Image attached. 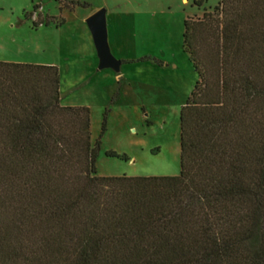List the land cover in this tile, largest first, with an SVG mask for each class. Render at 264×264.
<instances>
[{
	"label": "trees",
	"instance_id": "obj_1",
	"mask_svg": "<svg viewBox=\"0 0 264 264\" xmlns=\"http://www.w3.org/2000/svg\"><path fill=\"white\" fill-rule=\"evenodd\" d=\"M180 47L196 79L172 177L96 176L56 68L0 62V264H264V0H216Z\"/></svg>",
	"mask_w": 264,
	"mask_h": 264
},
{
	"label": "rangeland",
	"instance_id": "obj_2",
	"mask_svg": "<svg viewBox=\"0 0 264 264\" xmlns=\"http://www.w3.org/2000/svg\"><path fill=\"white\" fill-rule=\"evenodd\" d=\"M193 1L0 0V62L56 68L59 105L88 110L90 145L99 142L96 176H176L178 112L196 79L180 47L182 22L216 2L195 7ZM69 2L70 10L61 7ZM98 9H104L110 55L129 61L117 72L97 69L84 20ZM37 18L49 24L32 28Z\"/></svg>",
	"mask_w": 264,
	"mask_h": 264
},
{
	"label": "water",
	"instance_id": "obj_3",
	"mask_svg": "<svg viewBox=\"0 0 264 264\" xmlns=\"http://www.w3.org/2000/svg\"><path fill=\"white\" fill-rule=\"evenodd\" d=\"M97 58V69L109 68L118 71L120 61L114 59L107 44L104 9H98L84 20Z\"/></svg>",
	"mask_w": 264,
	"mask_h": 264
},
{
	"label": "crops",
	"instance_id": "obj_4",
	"mask_svg": "<svg viewBox=\"0 0 264 264\" xmlns=\"http://www.w3.org/2000/svg\"><path fill=\"white\" fill-rule=\"evenodd\" d=\"M105 24H106V22H105ZM106 26V25H105ZM118 80H121V78H117Z\"/></svg>",
	"mask_w": 264,
	"mask_h": 264
}]
</instances>
